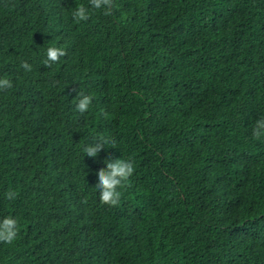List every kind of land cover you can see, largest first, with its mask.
<instances>
[{"label":"trees","instance_id":"1","mask_svg":"<svg viewBox=\"0 0 264 264\" xmlns=\"http://www.w3.org/2000/svg\"><path fill=\"white\" fill-rule=\"evenodd\" d=\"M88 3L0 0V264H264V0Z\"/></svg>","mask_w":264,"mask_h":264},{"label":"clouds","instance_id":"2","mask_svg":"<svg viewBox=\"0 0 264 264\" xmlns=\"http://www.w3.org/2000/svg\"><path fill=\"white\" fill-rule=\"evenodd\" d=\"M107 0H89L88 5L78 4L71 9L70 15L76 22H82L89 18L90 12L93 10H100L103 14H107L106 7ZM91 10V11H90ZM64 55V50L56 46H49L46 49V62H57L61 56ZM25 69L29 65H23ZM10 81L7 77L0 78V88L8 87ZM90 98L88 96L82 97L76 107L79 111H85L89 106ZM257 132H264V120L259 121L257 125ZM98 147L87 148L86 154L95 156L98 152ZM134 164L130 160L115 159L105 162V168L97 173L96 188L99 192L100 199L106 203H115L119 189L133 173ZM19 221L15 216L8 215L0 219V240L11 242L18 231Z\"/></svg>","mask_w":264,"mask_h":264}]
</instances>
